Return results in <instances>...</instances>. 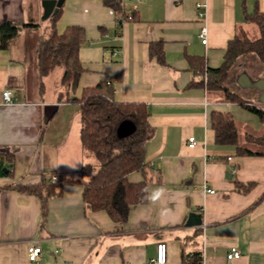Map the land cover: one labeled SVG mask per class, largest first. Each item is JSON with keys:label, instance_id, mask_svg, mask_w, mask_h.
Here are the masks:
<instances>
[{"label": "crops", "instance_id": "crops-1", "mask_svg": "<svg viewBox=\"0 0 264 264\" xmlns=\"http://www.w3.org/2000/svg\"><path fill=\"white\" fill-rule=\"evenodd\" d=\"M120 1V11L103 0L64 1L57 31L78 25L85 33L84 70L71 89L61 82V67L39 76L37 46L50 25L42 0H0V23L35 24L0 49V264H150L159 241L167 243L168 264H185L195 253L198 263L264 264V146L244 140L245 133L264 134V122L223 93L190 85L201 79L191 60L218 67L229 40L258 37L246 13L258 6L264 16V0H246L245 8L242 0H200L207 4L206 44L199 37V0ZM158 42L164 62L151 54ZM245 73L255 80V71ZM106 81L116 101L148 108L153 134L145 144V173L128 175L131 182L146 176L147 199L117 222L90 209L81 186L65 184L46 199L43 214L41 199L15 185L48 182L51 175L77 178L86 163L98 168L79 139L72 100ZM213 111L231 114L240 144L259 154L216 143ZM30 244L41 248L35 263L27 256ZM231 247L239 256L228 260Z\"/></svg>", "mask_w": 264, "mask_h": 264}, {"label": "trees", "instance_id": "trees-1", "mask_svg": "<svg viewBox=\"0 0 264 264\" xmlns=\"http://www.w3.org/2000/svg\"><path fill=\"white\" fill-rule=\"evenodd\" d=\"M245 1L242 0L243 8ZM103 2L115 11L121 9L120 0ZM60 10L61 8L48 18V33L39 39L38 71L40 78H43L60 66L62 84L75 89L84 70L79 50L85 42V33L83 27L78 25L68 26L63 32H58L56 21ZM246 18L257 25L258 37H233L229 40L223 62L218 67H207L202 58L191 60L193 73L201 79L190 85L198 84L208 91L220 90L228 101L237 102L264 122V104L258 100L259 91L256 88H242L237 83L238 75L249 71L256 72L255 80L264 79V16L259 12L258 6H255L251 14L246 13ZM29 26L35 24L1 22L0 49H7L20 31ZM151 54H156L159 61L164 62L160 42L151 45ZM72 101L78 105L79 110V139L83 148L98 161V168L95 170L91 164L86 163L80 168L77 178H64L60 184L50 181L18 184L15 189L37 195L41 199L44 214L48 197L61 193L65 184H77L82 187L83 200L90 209L104 210L114 221L124 222L131 205L142 204L147 199L146 176L139 182H131L128 175L133 171H145V144L153 134V127L148 122V108L141 102L116 101L112 86L106 82L83 88L81 95ZM123 120H131L136 128L132 134L119 137L117 127ZM210 125L216 143L235 145L240 155L259 154L240 144L237 125L231 114L211 112ZM244 140L264 146V134L245 133ZM188 257L189 255L185 257V261H200L199 253Z\"/></svg>", "mask_w": 264, "mask_h": 264}, {"label": "built area", "instance_id": "built-area-1", "mask_svg": "<svg viewBox=\"0 0 264 264\" xmlns=\"http://www.w3.org/2000/svg\"><path fill=\"white\" fill-rule=\"evenodd\" d=\"M206 7L207 4L206 2L203 1H196L195 3V8L197 11V17L198 20L201 22V27H200V32H199V37L201 38V42L203 44H206L207 42V33H208V28L206 25ZM106 83L108 85L110 84V81H106ZM3 100L5 103H10L12 102V97H11V92L10 90H5L3 91ZM196 145V140L193 136H190L188 138V146L189 147H194ZM50 182L53 183H62L63 182V178L57 175H51L49 178ZM207 192L209 193H215V190L211 189V188H206ZM41 252V248L40 246L36 245V244H30L27 247V256L28 259L31 263H35L37 256L40 254ZM239 256V251L236 247H231L229 252L227 253V259L231 260L233 258H236ZM66 264V263H63ZM150 264H168V246L167 243L164 241H159L156 244V255L155 257L151 260ZM185 264H193L191 262H187ZM198 264H205L204 262H200Z\"/></svg>", "mask_w": 264, "mask_h": 264}, {"label": "water", "instance_id": "water-1", "mask_svg": "<svg viewBox=\"0 0 264 264\" xmlns=\"http://www.w3.org/2000/svg\"><path fill=\"white\" fill-rule=\"evenodd\" d=\"M65 0H42L43 7V19L49 18L52 14L56 13L63 5ZM237 83L242 88H256L259 91L258 100L264 104V79L259 78L252 80L245 72L241 73L237 77ZM135 124L131 120H123L117 127V135L119 137H125L132 134L135 131ZM200 220H197L196 224H199Z\"/></svg>", "mask_w": 264, "mask_h": 264}, {"label": "rangeland", "instance_id": "rangeland-1", "mask_svg": "<svg viewBox=\"0 0 264 264\" xmlns=\"http://www.w3.org/2000/svg\"><path fill=\"white\" fill-rule=\"evenodd\" d=\"M56 68H60V66H57ZM58 84H60V78L58 79ZM214 91H219L220 93H222V91L220 90H214Z\"/></svg>", "mask_w": 264, "mask_h": 264}]
</instances>
